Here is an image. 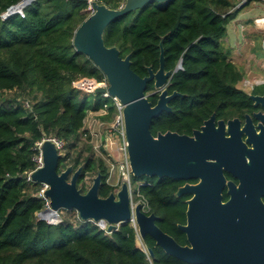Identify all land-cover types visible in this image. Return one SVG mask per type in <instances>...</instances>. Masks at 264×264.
<instances>
[{
  "label": "trees",
  "instance_id": "obj_1",
  "mask_svg": "<svg viewBox=\"0 0 264 264\" xmlns=\"http://www.w3.org/2000/svg\"><path fill=\"white\" fill-rule=\"evenodd\" d=\"M20 1L0 0V264H148L136 247L130 224L108 233L79 217L76 222L62 218L56 224L37 217L44 206L36 196L40 183L27 177L37 165L36 143L45 137L55 136L64 143L59 172L68 165L73 170L83 165L77 180L83 192L91 184L88 178L98 173L99 195L107 197L113 191L107 182V163L85 129L89 112L101 111L111 101L73 85L82 77L104 78L73 45L76 28L90 14L88 1L32 0L23 7V15L2 16ZM98 1L111 8L125 2ZM240 2L155 1L107 26L105 44L117 46L123 57L130 54L131 68L142 77L148 75L149 66L153 71L159 68L163 45L165 70L172 72L168 90L182 95L170 100V111L153 119L154 135L167 130L190 133L210 104L249 98L237 87L243 73L229 58L232 48L226 41L227 25L236 18ZM154 89L152 81L146 94L153 104L158 98L150 95ZM12 91L21 93L8 96ZM113 113L111 105L101 118L110 120ZM136 180L147 182L140 189L142 196L166 216L175 180L156 176ZM158 180L162 181L154 184Z\"/></svg>",
  "mask_w": 264,
  "mask_h": 264
},
{
  "label": "water",
  "instance_id": "obj_2",
  "mask_svg": "<svg viewBox=\"0 0 264 264\" xmlns=\"http://www.w3.org/2000/svg\"><path fill=\"white\" fill-rule=\"evenodd\" d=\"M31 1L21 0L11 6L8 12L12 13ZM83 1H88L90 14L76 28L73 45L77 52L86 55L107 78L108 88L100 86L95 89V92L102 93L107 90L124 105L128 154L133 176L135 178L156 176L159 179H190L198 172L202 177L200 189L203 192L200 195H220L225 178L220 169L208 171L205 161L207 139L202 133L200 138H195L171 130L158 132L157 135L151 131L153 119L164 111H170V100L182 95L178 91L168 93V81L172 72L165 70L162 43L159 68L153 71L149 66L148 75L142 77L131 68L130 54L123 57L117 46H107L104 41L105 30L114 19L140 9L147 3L167 0H125L119 8H111L98 0ZM181 65L182 61L177 68ZM152 81L155 89L150 95H158L155 104L146 94L148 84ZM41 149L43 165L34 170L30 176L36 183L48 184L49 188L45 191V195L50 199L52 209H73L82 220H104L108 223L109 232L115 230L117 224L123 225L130 221L132 209L126 183L122 184L117 193L111 192L107 197H101L98 189L102 175L98 173L92 177L90 186L83 192L77 186L83 165L76 170H73V165H68L59 172V160L63 154L58 152L56 145L50 140H45ZM185 192H191L189 185L181 187L177 195ZM247 194H249L247 189L240 191V195ZM188 203V220L182 229L187 233L190 241L199 246L203 245L198 250L177 244L172 237L153 224V216H145L140 210V205L135 207V219L141 233L150 232L168 254L192 261L196 260L194 254L203 251L207 244L205 238L212 235L213 229L219 226L213 224L210 219L194 217L192 200ZM50 213L49 209H45L40 214V219L46 221ZM146 222L149 226H146Z\"/></svg>",
  "mask_w": 264,
  "mask_h": 264
},
{
  "label": "flooded vegetation",
  "instance_id": "obj_3",
  "mask_svg": "<svg viewBox=\"0 0 264 264\" xmlns=\"http://www.w3.org/2000/svg\"><path fill=\"white\" fill-rule=\"evenodd\" d=\"M241 90L248 99L210 104L201 122L190 133H184L195 138L202 133L207 139V169H220L225 178L220 195H200L202 177L196 172L190 179H174L175 196L166 203L170 210L166 216L154 210L150 201L146 200L145 208L144 204H137L146 217L153 216L154 225L182 247H203L190 241L182 229L188 220L189 200L194 217L210 219L219 227L205 238L207 244L203 251L194 254L196 260L188 261L168 254L150 232L142 234L136 222V247L144 253L148 264H264V79L248 91ZM173 92L168 90L169 94ZM186 185L191 192L177 195ZM245 189L249 194L240 195Z\"/></svg>",
  "mask_w": 264,
  "mask_h": 264
},
{
  "label": "built area",
  "instance_id": "obj_4",
  "mask_svg": "<svg viewBox=\"0 0 264 264\" xmlns=\"http://www.w3.org/2000/svg\"><path fill=\"white\" fill-rule=\"evenodd\" d=\"M248 0H242V3H246ZM253 1V0H250ZM254 1H263L264 0H254ZM14 12H17L21 15H23V7L17 8ZM12 12V13H14ZM11 12H5L2 16L5 18L8 15L12 14ZM257 23H264V17H259L256 18ZM246 84H251L249 80L245 82ZM73 85L83 91H86L88 93H94L95 89L97 87H105L106 89L109 86V83L107 81V78L104 76V78L99 81L98 79L94 77H82L76 81L73 82ZM253 87V85H251ZM102 97L105 98H110L111 103H106L101 111H96V113H100V115H106L109 112V107L112 105L114 107V113L112 115V118L110 120H104L102 119L99 120L100 125H103V131L100 134L101 138V143L96 144L93 141H91L94 144V149L96 153L100 156H102L103 159H105L109 172H108V177H107V182L113 186V191L114 193H117L121 187L122 184L126 183L128 187V192H129V198H130V205L132 211L134 210L135 206L138 203L144 204L146 202V199L142 196L140 189L143 185L147 184L146 181L144 180H136L134 181V176L131 171V165H130V160H129V154H128V142H127V136H126V128H125V121H124V114H123V109L124 105L122 102L115 96H111L108 91L106 90L105 92L100 93ZM25 105L29 107V104L26 102ZM95 112V111H93ZM88 134L91 135L90 130H87ZM86 134V135H88ZM97 135V134H96ZM95 135V136H96ZM45 140H50L52 141L58 150V152L61 153L64 147V143L61 139L55 136L51 137H45L38 141L36 143V148L38 150V154L35 157V161L37 163L36 167L34 170L37 168L41 167L43 165V155H42V149L41 146ZM32 170L28 174V179L33 181L31 179V173L34 171ZM91 180L92 182V177L88 178V180ZM49 188L48 184L46 183H40V187L38 191L36 192V196L40 197L44 201V206L43 209L37 213V217L40 218V214L42 211L45 209H49L51 213L47 215V222L56 224L62 220L60 211L62 209L54 210L51 208L50 205V199L45 195V191ZM145 208V204L143 206ZM52 214H56L57 218L52 219L50 216ZM78 214V213H77ZM79 217V215H78ZM80 218V217H79ZM81 219V218H80ZM94 224H96L98 227L101 229L108 231V223L104 220H99V221H93L91 220ZM130 224L134 227V229L137 232V227H136V219L134 214L131 216L130 219ZM120 224H117V227Z\"/></svg>",
  "mask_w": 264,
  "mask_h": 264
},
{
  "label": "rangeland",
  "instance_id": "obj_5",
  "mask_svg": "<svg viewBox=\"0 0 264 264\" xmlns=\"http://www.w3.org/2000/svg\"><path fill=\"white\" fill-rule=\"evenodd\" d=\"M237 7L239 9L236 18L227 25L226 41L228 46L232 48L229 58L236 63L243 73L237 87L248 91L251 85L264 79V23L256 22V18L264 17V2L253 0L245 6L244 3L240 2ZM247 80L251 84L245 85ZM18 93L21 92H7V95L13 96ZM95 115L99 116L100 113ZM99 120L102 121L101 118ZM98 123L100 121L92 126L91 132H89L91 133V135L89 134L91 141L96 144L101 143L99 136L104 128ZM60 214L62 218H67L72 222H76L78 218L77 211L73 209H62ZM50 217L56 219L57 215Z\"/></svg>",
  "mask_w": 264,
  "mask_h": 264
},
{
  "label": "crops",
  "instance_id": "obj_6",
  "mask_svg": "<svg viewBox=\"0 0 264 264\" xmlns=\"http://www.w3.org/2000/svg\"><path fill=\"white\" fill-rule=\"evenodd\" d=\"M95 114H97V113L93 112V111L89 112L87 119H86V123H85V129L86 130L91 131L92 126H95L97 124V122L99 121V118H101V115L97 116Z\"/></svg>",
  "mask_w": 264,
  "mask_h": 264
},
{
  "label": "bare ground",
  "instance_id": "obj_7",
  "mask_svg": "<svg viewBox=\"0 0 264 264\" xmlns=\"http://www.w3.org/2000/svg\"><path fill=\"white\" fill-rule=\"evenodd\" d=\"M52 215H56V214H52Z\"/></svg>",
  "mask_w": 264,
  "mask_h": 264
}]
</instances>
